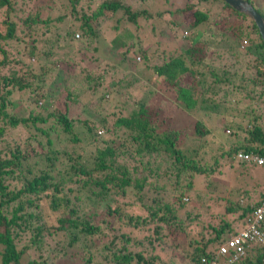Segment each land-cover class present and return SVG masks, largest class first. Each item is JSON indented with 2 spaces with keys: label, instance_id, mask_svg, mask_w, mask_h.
<instances>
[{
  "label": "trees",
  "instance_id": "obj_1",
  "mask_svg": "<svg viewBox=\"0 0 264 264\" xmlns=\"http://www.w3.org/2000/svg\"><path fill=\"white\" fill-rule=\"evenodd\" d=\"M246 1L264 19V0ZM135 2L0 0V264H201L264 200V191L256 200L248 192H228L224 212L211 219L199 202L181 200L195 178L211 177L222 160L232 169L234 162L257 166L238 161V152L264 157V45L257 27L222 0H181L173 13L162 7L151 12L153 0ZM121 20V32L116 24L110 29L129 42L109 48L117 78L104 83V72L94 67L102 57L98 44L108 24ZM149 27V34L160 35L156 41H131ZM163 27L182 48L171 52L161 44L168 38ZM57 76L80 87L53 92L49 81ZM152 77L163 87L151 92L145 82ZM135 84L144 90L128 115L119 109L114 119L99 117L96 128L105 136L93 133L89 117L73 113L85 92L98 95L95 107L105 101L109 109L113 96ZM170 105L199 114L192 129L173 126ZM212 117L222 121L220 128H207ZM80 125L94 145L91 160L73 147L57 148L51 138L61 129L79 143ZM215 130L228 146H204L205 154L178 148L187 132L202 139ZM16 132L27 135L25 149L8 142ZM116 132L126 140L114 138ZM207 195L196 194L200 202ZM235 264H264V244H248Z\"/></svg>",
  "mask_w": 264,
  "mask_h": 264
},
{
  "label": "rangeland",
  "instance_id": "obj_2",
  "mask_svg": "<svg viewBox=\"0 0 264 264\" xmlns=\"http://www.w3.org/2000/svg\"><path fill=\"white\" fill-rule=\"evenodd\" d=\"M135 1H136L135 4H138L137 0ZM180 2L181 0H153L152 5L149 6V10L151 12L153 11L156 12L158 11L159 7H162V11L169 10L170 12L173 13L175 11L176 5L179 4ZM53 14H56V13H53ZM171 16L169 13L166 12L165 19L170 20L172 18ZM179 20L180 19H178V21ZM153 21L154 20L148 21V25L151 26L153 24ZM113 24H116L118 26L117 29L120 32L124 29L123 20H121L119 23H116L115 21H113L111 24H108V27H106L105 29V33H106L105 38L101 39L98 44L99 49L102 52V54H100L102 55V57L99 63L94 66V64L90 63L89 61L87 62L88 65L90 64L96 68L97 73L100 74L104 72V83H109V82L113 83V79L117 78L116 77L117 68H112V67L115 66L118 63V61L114 57V55L109 54L108 52L109 48L112 47L114 50H116V49H119V46H121L123 42H129L128 40H126V38L123 40L121 39V36H117L114 33H112V29H110V27ZM141 24L142 22L139 23V27L141 26ZM145 25H142V27L145 28ZM157 25L159 26V28H161V25H159V20H157ZM163 29H164V32L169 35L165 34V37H168V38L166 41L161 42V44H163L165 48H170L171 52L172 50H177V49L182 48L183 42H181V40L177 38L175 39V42L171 41L172 36H171L170 30L166 27H163ZM150 32H151V27H149V29L146 28L142 36H140L139 38L135 37L133 38V40L131 39L129 40H131L134 43H137L138 45H141V44H145V43L148 44L150 42L156 41V38L160 37L158 33L149 34ZM124 33L127 36L132 37L131 33L125 32V31ZM114 41L119 42L118 45L116 43V45L112 46V42ZM166 44H169V45H166ZM137 57L138 56H136V58ZM59 77L57 76V78L56 77L54 78L53 81H56L55 83H52L51 81H49V85H50L49 89L51 91L58 92L61 88L62 89L65 88V90L66 89L69 90V89H75V88L77 89V87H80V86L76 87V85L70 80L68 82L65 81L63 83L61 79H58ZM128 82H131V81H128ZM65 84L67 85L64 86ZM132 84H134V82ZM145 84H147V86L145 87L146 88L148 87L149 90H151L152 87L155 88L156 86L163 87L161 80H159V78H156V77L154 78L152 77L151 79H149V82H145ZM143 88L135 84L133 87H131L129 91L124 90L123 93H121L120 95L117 94L113 96V98H111V95H109L106 98V99L111 98L108 104V106L110 107L109 109L105 108V105L108 103V102L105 103V101L104 103H101L99 106L95 107L96 104L94 105V102L99 104V100L97 101L98 95L90 96L87 94V92H85L82 97H79L80 99L78 101L79 103H76L77 107H76L75 112L73 113H75V115L79 119L84 118V116L89 117L88 118L89 124L92 127V129H94L93 133L96 132L97 137L105 136L104 130L102 128L100 127L96 128V124L98 123L99 117H103V116L105 117V114H107L110 120L114 119L115 116L113 114H115V112H117L119 109H120L119 114L128 115L133 109L134 100L139 98L141 91L144 90ZM140 89L141 91L139 94ZM100 93H101V89L98 90V94ZM87 95L91 97L89 98V100H88ZM158 95L159 94H156L153 97V99L150 100V102L151 103L154 102L155 98ZM168 97L173 100V97H174L173 93H169ZM86 102L87 103L89 102V106L81 107V104H84ZM19 103L23 105L22 102H19ZM121 104L124 106H122ZM175 108H176L175 105H170V106H167V109H166V112H167L166 115L172 119L173 126L176 129H187V130L192 129L195 119H197L199 114H196V113L193 114L188 111H183L181 109L175 110ZM15 112H17L18 114L20 113L17 108L15 109ZM79 113H81V116L78 115ZM206 124L208 125L207 128H210L211 130L218 129L221 127L222 121H220L217 117H212L209 119L208 123L206 122ZM76 130L79 132V138L82 140L81 142L76 143V144L71 143L68 137L61 131V129H59L58 132H55V133L52 131L51 138L55 142V146L57 148L63 147L65 149L71 150V148L73 147L75 150H78L79 153H85V156H88L89 160H91L94 156L93 154L94 145H93V142L91 141L92 139L81 125ZM100 130H103L102 135H98V131ZM227 130H228L227 128L223 127L222 133L228 135L230 132H227ZM26 136L27 135H23V133L21 132L12 133V135L8 137V142L13 146L15 145V143L20 144L22 146L24 142L23 140H25ZM113 137L116 138L117 140L121 139L120 142L123 140H126L125 137H123L122 132H116V134L113 135ZM41 140H42V145H45L46 138H42ZM217 143H220V145H223V146H228V145H225V142L219 138V136L216 133V130L212 132L211 137H206L202 139H195L190 135L189 132H187V136L181 137L178 143V148L184 149L186 148V146H190L192 147L191 149L196 150V153L205 154V151L203 149L204 146L209 147L210 145H213L214 147H217ZM22 148L25 149V144H23ZM145 160L146 158L144 157V161ZM205 161H206V158L203 159L201 163L204 164ZM140 166H142V169H144L143 164L142 165L140 164ZM164 179L165 178H162L160 179V181L163 182ZM166 182L169 183L170 181H166ZM167 185L168 187H170L169 184ZM237 190L240 191V193H243V192L250 193V195H252V200H256L258 195L262 191H264V168L252 166V165L245 166V165L234 162V164H232V169H231L227 161L222 160V164L220 165L217 173H215L214 175H211V177H208V178H199V177L195 178V184L193 187V191H190L189 193H187V196L186 195L182 196L183 198H181V200L186 203V201H188L187 198L188 199L190 198L192 199L194 206L197 205L199 202L203 206L202 212L204 214L207 212L208 217H210L209 219H211V218H214V215L224 212V201L222 202V200L225 198H231V194L228 192L237 193L238 192ZM209 192L211 193V196L210 195H207V196L208 198H211V197L212 198L208 199L206 196V199H204L203 202L202 201L200 202L198 197L196 196L197 193H202L203 195V194H208ZM133 198L134 197H132L131 191H129V195L127 197L128 202L133 201ZM233 200H236V196H233ZM187 206H188L187 207L188 210H190L193 207L190 205H187ZM132 207H134V208H130L132 212L143 214V212L140 211L139 206H132ZM89 208L90 207H87V208L84 207V210L89 211ZM178 213L180 216L179 218H182L184 215V211H180ZM227 217L229 221H232L235 217H237V215L236 214L233 216L229 215ZM238 224H237L238 226L237 230H240L244 227V225H240V224L238 225ZM0 252H1V247H0ZM26 260L27 258L25 257L23 261L25 262Z\"/></svg>",
  "mask_w": 264,
  "mask_h": 264
},
{
  "label": "built area",
  "instance_id": "obj_3",
  "mask_svg": "<svg viewBox=\"0 0 264 264\" xmlns=\"http://www.w3.org/2000/svg\"><path fill=\"white\" fill-rule=\"evenodd\" d=\"M236 159L264 167V157L260 155L238 152ZM251 243L264 244V200L247 217L244 227L218 245L213 258H202L201 264H235L244 258L246 247Z\"/></svg>",
  "mask_w": 264,
  "mask_h": 264
},
{
  "label": "water",
  "instance_id": "obj_4",
  "mask_svg": "<svg viewBox=\"0 0 264 264\" xmlns=\"http://www.w3.org/2000/svg\"><path fill=\"white\" fill-rule=\"evenodd\" d=\"M233 10L246 15L257 27L260 38L264 45V19L257 13L251 4L246 0H222Z\"/></svg>",
  "mask_w": 264,
  "mask_h": 264
}]
</instances>
